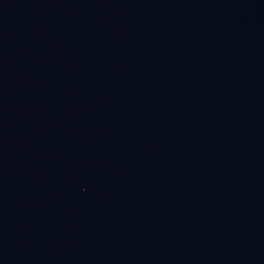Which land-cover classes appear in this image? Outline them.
<instances>
[{
    "label": "water",
    "instance_id": "95a60500",
    "mask_svg": "<svg viewBox=\"0 0 264 264\" xmlns=\"http://www.w3.org/2000/svg\"><path fill=\"white\" fill-rule=\"evenodd\" d=\"M0 264H264V0H0Z\"/></svg>",
    "mask_w": 264,
    "mask_h": 264
}]
</instances>
